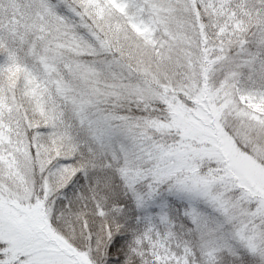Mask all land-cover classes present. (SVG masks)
Returning <instances> with one entry per match:
<instances>
[{"label": "snow or ice", "instance_id": "obj_1", "mask_svg": "<svg viewBox=\"0 0 264 264\" xmlns=\"http://www.w3.org/2000/svg\"><path fill=\"white\" fill-rule=\"evenodd\" d=\"M0 264H264V0H0Z\"/></svg>", "mask_w": 264, "mask_h": 264}]
</instances>
